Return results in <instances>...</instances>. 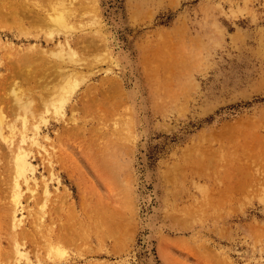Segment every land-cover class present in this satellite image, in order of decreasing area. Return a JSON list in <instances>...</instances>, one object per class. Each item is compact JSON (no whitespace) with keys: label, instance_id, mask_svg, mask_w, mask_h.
<instances>
[{"label":"rangeland","instance_id":"1","mask_svg":"<svg viewBox=\"0 0 264 264\" xmlns=\"http://www.w3.org/2000/svg\"><path fill=\"white\" fill-rule=\"evenodd\" d=\"M61 8L74 61L52 53ZM70 73L66 115L41 123L52 163L29 145L37 175L60 179L39 228L41 192L23 201L33 264H264V0H0L4 119L14 88L32 122ZM10 151L1 138L2 260Z\"/></svg>","mask_w":264,"mask_h":264},{"label":"bare ground","instance_id":"2","mask_svg":"<svg viewBox=\"0 0 264 264\" xmlns=\"http://www.w3.org/2000/svg\"><path fill=\"white\" fill-rule=\"evenodd\" d=\"M53 12L55 13L53 15H51L50 13L51 16H49L51 20L50 21L51 27L48 31V35L50 36V38H52L54 31L60 32V33L63 32L66 35L64 36L63 39L57 40V42L54 44L57 47L54 46V51H52V53L56 57L63 58V59L64 57H66L68 59H71V61H74L75 59L74 52L71 51L72 48L70 49L69 41L67 37L68 29L71 26L70 20L67 19L64 8H61L59 11L57 9H54ZM70 74L69 75L67 74L66 78L64 77L65 79L64 82L62 81L63 83L60 84L59 89L54 94V96L53 97L51 96V99L50 100L48 99L47 100L48 102H45V108H43L44 109L42 110L43 112L41 111L42 113L41 112L38 113L39 115L38 119L36 118V120L34 121L31 120L32 122L29 121L30 119L28 120L27 114L29 111H31L30 103L28 101L23 102L21 99V95L17 94L16 92L17 90H14L15 89L14 87H13L14 89L12 90V92L15 96L16 102L18 103V107L20 111L16 113V117L14 118L13 121H6L4 119L3 114L0 111V137L5 141L8 148H11L12 150L10 151V155L12 157L11 165H13L11 166V170L13 167V170H12L13 175L11 179L12 181H9V183L11 182V186L9 185L10 187L9 189L11 190L10 200H9L11 201V207H8V208L6 207V210H3V211H5L6 215L8 216L10 220L9 224H10L11 229L9 228V230L10 232L12 230L11 233H13V240H14L12 241L11 254L9 255V257L5 258L4 260L0 258V264H5V263L6 264L7 263L8 264H22V263L33 264L35 261L29 254V251L26 249V246H24L23 242H21V240L19 239V237L23 236L25 232L27 231L28 217L30 215L33 216L32 209H29L31 207H29L28 209L27 208L25 209L23 201L29 199V197L30 199L34 197H38V194H39L38 190L41 192L42 196L40 195V199L37 202L39 209L38 211H36V215H37V212L39 213L37 217L35 218L36 219L35 222H33V220L31 221L32 223H34V225L32 224L34 227L39 228L42 222H44L45 220V214L47 212L49 202L56 200L55 196H57V190L59 189L60 179L58 176L55 177L56 185L53 189L50 186L51 181H49V179H53V175L55 173L54 174L51 173L50 176L48 177H45V175L43 174H41V176L37 175L36 167L33 164L32 159H31L32 155L30 152L29 145H34L35 148L37 147L41 149L43 153H41L42 155L40 154V157L42 156L43 161L44 159H46L49 163H52V158L54 155L53 150H51L52 148L51 149L48 148L52 144H49L48 147L46 146L47 144L45 143V140L47 139V135L41 134L40 132V128L42 127L41 123H46L48 117L45 113H47L48 111H52V113L59 115L61 117L63 115H66L65 114V103L68 100L70 94L75 90V88L78 86L79 82L81 81V77H77V74H74L76 76H73L72 74L71 75ZM78 78H80V80ZM17 119L20 121L19 124H16ZM4 120L6 121L5 127L6 126L7 127L6 129L3 130ZM25 191L26 192L28 191L27 196H24ZM41 229L43 228L41 227ZM37 231H39V229ZM54 246L53 245L49 246L48 253H47V257H48L47 259H50L52 262L54 261L57 262V260L61 258L62 260L65 259L64 250L59 248V246L58 247L56 246L54 247ZM36 257H37V254H36ZM36 263L43 264L42 260L39 257ZM56 264H59V263H56Z\"/></svg>","mask_w":264,"mask_h":264}]
</instances>
